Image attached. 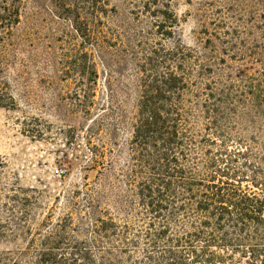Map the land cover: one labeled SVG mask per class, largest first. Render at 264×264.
<instances>
[{
	"label": "rangeland",
	"instance_id": "obj_1",
	"mask_svg": "<svg viewBox=\"0 0 264 264\" xmlns=\"http://www.w3.org/2000/svg\"><path fill=\"white\" fill-rule=\"evenodd\" d=\"M146 43L189 84L188 132L217 139L221 166L257 190L240 150L263 153L246 97L264 87V0H0V264H99L79 253L123 247L95 218L139 224L128 179Z\"/></svg>",
	"mask_w": 264,
	"mask_h": 264
},
{
	"label": "trees",
	"instance_id": "obj_2",
	"mask_svg": "<svg viewBox=\"0 0 264 264\" xmlns=\"http://www.w3.org/2000/svg\"><path fill=\"white\" fill-rule=\"evenodd\" d=\"M141 47L143 58L136 65L142 94L128 179L138 200L139 224L119 223L108 215L95 218L94 231L123 248L79 255L99 264H264V146L263 153L248 145L240 150L248 161H256L252 180L246 176L245 181L257 190L244 187V180L221 166L226 162L222 153L208 147L217 139H198L185 127L191 111L183 91L189 84L169 66L166 49L148 43ZM252 91L246 101L264 113V87L258 83ZM207 96L222 101L213 93ZM207 102L210 112L216 111ZM45 254L33 264H45Z\"/></svg>",
	"mask_w": 264,
	"mask_h": 264
}]
</instances>
